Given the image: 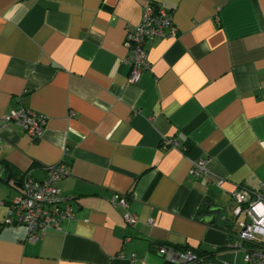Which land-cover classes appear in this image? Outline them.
<instances>
[{
  "label": "crops",
  "instance_id": "crops-1",
  "mask_svg": "<svg viewBox=\"0 0 264 264\" xmlns=\"http://www.w3.org/2000/svg\"><path fill=\"white\" fill-rule=\"evenodd\" d=\"M148 3L177 35L146 43L128 84L122 41ZM14 108L44 125L0 132V264H165L158 246L229 261L231 193L264 180V0H0V116ZM59 162L72 218L25 242L5 205Z\"/></svg>",
  "mask_w": 264,
  "mask_h": 264
},
{
  "label": "built area",
  "instance_id": "built-area-1",
  "mask_svg": "<svg viewBox=\"0 0 264 264\" xmlns=\"http://www.w3.org/2000/svg\"><path fill=\"white\" fill-rule=\"evenodd\" d=\"M176 35L177 30L168 11L149 3L144 5L137 26L127 31L122 41L125 55L119 63L128 69L127 83H136L141 73L149 68L144 50L146 43L155 39L176 38ZM9 124L18 126L28 137L33 138L40 134L44 118L27 109L14 108L0 116V132ZM165 143L172 148L176 146L171 141ZM46 169L48 176L43 181L23 176L19 194L5 205L2 225L23 227L24 241L28 243L39 240L47 232L60 231V225L72 218L69 205L55 188L56 182L68 176V170L62 162ZM205 172L204 162L196 160L191 163L188 173L194 178ZM231 199L234 202L231 213L238 221L237 232L225 243L224 253H242L244 264H264V180L259 184V192L237 186L231 193ZM109 203L124 210L122 219L126 224L134 223L133 216L126 212L125 197L113 195ZM156 254L165 264H231L226 261L208 263L202 256L192 252H178L164 246H158Z\"/></svg>",
  "mask_w": 264,
  "mask_h": 264
},
{
  "label": "rangeland",
  "instance_id": "rangeland-1",
  "mask_svg": "<svg viewBox=\"0 0 264 264\" xmlns=\"http://www.w3.org/2000/svg\"><path fill=\"white\" fill-rule=\"evenodd\" d=\"M238 221L235 220L234 222H230V225L232 226V230L237 229ZM235 236V235H234ZM231 264H244L243 262V256L240 252H234L231 258Z\"/></svg>",
  "mask_w": 264,
  "mask_h": 264
},
{
  "label": "water",
  "instance_id": "water-1",
  "mask_svg": "<svg viewBox=\"0 0 264 264\" xmlns=\"http://www.w3.org/2000/svg\"><path fill=\"white\" fill-rule=\"evenodd\" d=\"M3 170V167H1L0 166V172ZM215 210L214 209H211V208H207L206 209V212L207 213H212V212H214ZM202 219V221H204V222H206V223H208V224H212L213 223V219H214V217H211V216H206V217H202L201 218Z\"/></svg>",
  "mask_w": 264,
  "mask_h": 264
},
{
  "label": "trees",
  "instance_id": "trees-1",
  "mask_svg": "<svg viewBox=\"0 0 264 264\" xmlns=\"http://www.w3.org/2000/svg\"><path fill=\"white\" fill-rule=\"evenodd\" d=\"M208 257H209V256H208ZM206 258H207V257H206ZM231 258H232V257H231ZM226 262H229V263H231V259H230L229 261L227 260Z\"/></svg>",
  "mask_w": 264,
  "mask_h": 264
}]
</instances>
